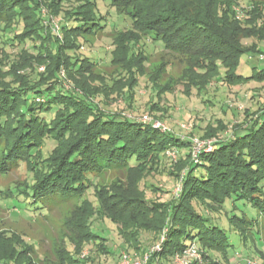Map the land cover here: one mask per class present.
Masks as SVG:
<instances>
[{
    "label": "trees",
    "instance_id": "1",
    "mask_svg": "<svg viewBox=\"0 0 264 264\" xmlns=\"http://www.w3.org/2000/svg\"><path fill=\"white\" fill-rule=\"evenodd\" d=\"M111 4L118 14L130 18L133 28L113 33L116 45L110 60L113 73H100L99 77H94L95 57H78L71 52L80 47L81 39L89 41L90 36L97 37L105 30L101 21L104 18L97 13V0H0V29L4 27L6 32H15L20 28L15 33V40L19 42L40 40V52L36 49L34 53L28 50L25 53H38L37 63H45L48 67L41 73L39 82L32 73H19L16 69L24 65V54L22 64L13 67L16 81L9 83L0 60V147L4 145L0 152V172L6 174L13 164L24 162L28 168L42 152L46 139L54 144L45 165L38 168L40 171L34 174L32 181L23 189L14 190V205L25 209L39 205V208L47 209L42 199L49 194H77L95 187L89 175L101 169L99 159L102 156L118 168L139 174L138 188L142 195L110 197L111 193L104 194L109 188H100L95 189V196L99 204L97 212L117 224L115 210L129 212L133 217L131 229L126 230L118 224L120 235L143 258L148 254L144 264H176L175 255L192 242L197 243L208 264H228V254L234 244L227 228L215 222L212 213L221 211L223 214L229 198L234 209H237L236 202L242 201L241 215L233 212L234 209L231 213L226 211L230 231L234 230L244 240L255 239L258 235L254 231L258 220L247 213L252 211L251 206L258 215H264V111L237 124L232 132H226L225 139L219 138L213 151L203 150L197 159H193V156L190 158L191 136L179 138L172 132H162L120 112L99 109L95 97L102 94L110 103L114 93L118 92L128 100V108H131L134 97L126 89L136 86L140 75L147 76L156 89L171 90L176 82L162 81L168 73L167 60L151 67V64L147 65L149 54L139 48L147 34L153 35L157 43L161 41L160 45L166 51L186 58L188 67L182 74L183 81H179L187 91L191 85L206 89L216 79L229 85L247 83L251 77L240 73L241 58L258 51L254 44L249 46L244 41L255 36L264 39V26L249 25V14L251 11L258 13L257 9L264 13V4L257 7L251 4L248 12L238 7V0H112ZM63 6L68 10L63 12V21L58 23L56 34L53 19L61 15ZM42 8L47 12L43 13ZM236 8L244 12V16L238 17ZM260 52L264 50L259 49ZM31 66L36 67L35 63ZM222 67L225 68L223 72ZM149 68L154 71L149 73ZM62 70L75 84L70 90L72 93H53L47 99L44 93L36 90L43 83L55 84L56 73ZM254 72V77L264 80V70ZM102 78L103 82L99 80ZM107 79H111L110 83ZM52 88L50 85L47 90L52 91ZM53 110L55 115L48 118ZM218 125L217 128L205 127L204 136L227 128L223 119ZM179 147L189 149L179 160L185 162L184 166L174 163L177 171L173 174L178 179L182 177L180 193L174 195L169 204L151 202L142 190V176L159 165L161 152ZM21 195L25 198L21 199ZM143 232H150L160 240V250H153L154 246L145 250ZM90 233L93 238L83 239L80 246L97 238L92 231ZM127 233L133 237L127 238ZM161 234L163 239H160ZM101 249L110 253L109 247L102 245ZM65 252L64 264H88L90 261V256L75 259L68 249ZM259 252L264 260V253ZM22 253L14 247L11 254L1 256V260L9 264H33L27 256L21 261ZM216 253H222V260L216 258ZM241 264L259 263L249 260Z\"/></svg>",
    "mask_w": 264,
    "mask_h": 264
},
{
    "label": "rangeland",
    "instance_id": "2",
    "mask_svg": "<svg viewBox=\"0 0 264 264\" xmlns=\"http://www.w3.org/2000/svg\"><path fill=\"white\" fill-rule=\"evenodd\" d=\"M111 1L97 0V4H99L97 13L104 18L101 21L105 24V30L98 33L97 37L90 36L89 41L81 39L80 47L71 52L78 57H95L94 61L97 66L94 77H99L100 73H113L110 63L112 53L116 47L112 39L113 33L118 30L125 31L133 28L130 18L125 14H118ZM238 1V7L244 12L251 9V4H255L256 7L264 4V0ZM66 6L61 7V15L53 19V22L57 25L63 21V12L68 10ZM257 10H259L258 13L250 12L248 20L249 25L256 28L264 26V13L260 9ZM42 12H47L46 8H42ZM246 16L248 15L246 14ZM57 25L54 24L53 29L56 34L59 31V25ZM19 30L20 28L15 32H6L4 27L0 29V60L3 61V71L8 74L6 82L14 83V80L16 81L13 67L15 64H22L21 57L24 54V65L19 66L16 70L19 73H32L33 78L39 82L41 73H45L48 67L45 63H37L38 60L35 58L38 53L27 54L25 50L34 53L37 49L40 52L42 42L38 39H26L22 42L15 40V33ZM152 36L147 34L143 37L139 48L149 54L150 62L147 65L151 64V67H156L163 60H167L169 63L168 73L164 75L162 81L165 83L171 79V81L176 82L174 86L170 88L171 90L156 89L146 76L140 75L136 86L127 87L126 89L134 97L131 101L133 103L131 108H128V100H124L118 92H115L110 103H107L108 99H105L102 94L95 97L99 109L111 113L120 112L122 115L135 119L148 115L166 124L170 130L169 132L179 138L184 136L190 138L191 136V138L196 137L199 139L218 137L225 139L226 132H232L237 124H243L264 111V80L253 75L254 70H264V60L259 58L261 55L259 49L264 50L263 38L259 36L248 37L244 41L249 46L254 44L258 51L257 53L249 52L241 58L239 71L241 74L251 77L250 81L245 84L229 85L221 79H216L206 89L191 85L190 91H187L186 86L180 82L183 81L182 74L188 67L186 58L182 59L180 55L166 51L160 45L161 41L157 43ZM42 52L44 53V51ZM32 63H35L36 67H32ZM32 68L36 70L33 71ZM224 69L222 67L221 71L223 72ZM147 71L151 73L154 68H149ZM201 73H204V71H201ZM65 75L63 70L57 72L55 84L45 85L43 83L38 85L36 90L42 94L44 93L47 99L53 93L64 95L72 93L70 90H73L75 84ZM99 80L103 82V78ZM110 81L111 79H107V83H110ZM24 83L27 84L28 82L24 81ZM50 85L53 87L52 91L47 90ZM165 86L166 84H164ZM31 96L32 94L29 95V97ZM54 111L47 117L54 116ZM222 119L224 123H227V128L224 131L212 136H204L205 127L217 128L219 127L218 121ZM51 141L46 139L42 152L38 153V156L28 168L24 162L19 165L13 164L11 171L6 174L0 172V264H9V262L1 260V256L10 255L14 247L23 252L20 255L21 261L27 256L33 264H64L63 260L66 257L65 251L67 249L72 252L75 259L84 258L85 255L86 257L90 256L88 264H142L145 257L143 258L142 254L137 253L133 247H129V244L120 235L118 226L119 224L126 230L131 229L133 217L129 215V212L121 213L122 211L115 210L114 215L118 218L117 224L110 217L97 212L99 204L95 196V189L100 188H109L104 194L107 196L111 193L110 197L118 194L142 195L139 193L138 188L139 174L128 169L118 168V166L109 163L105 157L101 156L99 159L101 169L89 175L92 180L91 183L96 184L95 187L91 186L86 191L77 194H49L43 199L41 198L47 209L39 208V205H31L26 209L14 205L13 197L16 196L14 190L23 189L25 185L27 186V183L32 181L34 174L40 171L38 168L45 165L44 162L53 149L54 144ZM3 146L2 144L0 152ZM172 149L174 148L161 152L159 165L150 171H146L142 176L141 186L144 195L156 204H169L175 195L174 190L182 178L178 179L173 174L177 171L174 163L180 165V167L184 166L185 162L179 160L180 157L183 158V155L187 154L189 149L177 148L178 160L176 161L169 155V151H172ZM192 155H190V158H192ZM20 198L24 199L25 197L21 195ZM116 204L120 205L119 202ZM146 204L152 205L150 202ZM236 204L237 209H234L233 201L229 198L223 207V214L220 213L221 211L212 213L215 215L214 221L218 222L221 227L227 228L230 239L234 244L231 253L228 254L230 255V263L228 264L248 263L249 260L264 264V260L261 258L262 254L259 252L261 250L264 253V215H258L257 210L249 206L252 211L247 214L258 220L254 228L258 235H255L256 240L252 237L245 240L241 239V235L239 236L234 230L230 231L229 219L226 215V211L231 213L233 209L236 214H242L243 202L237 201ZM198 210L203 213L201 209ZM90 231L97 238L80 246L83 239L93 238ZM164 231L165 229L162 234ZM127 234V238L133 237L131 234ZM162 234L160 239H162ZM142 241L145 250L158 245L160 242L150 232L142 233ZM187 242L190 243L191 241L188 240ZM102 245L109 247L110 253H105L101 249ZM76 250L81 251V253H76ZM124 254L129 255L130 260L125 261L121 256ZM215 256L219 260L223 258L222 253H216ZM191 264L208 263L202 256L201 260H193Z\"/></svg>",
    "mask_w": 264,
    "mask_h": 264
},
{
    "label": "built area",
    "instance_id": "3",
    "mask_svg": "<svg viewBox=\"0 0 264 264\" xmlns=\"http://www.w3.org/2000/svg\"><path fill=\"white\" fill-rule=\"evenodd\" d=\"M237 10V15L238 17H242L244 16V12H242L239 8H236ZM57 25V23H55ZM58 26V25H57ZM260 59L264 60V52H260ZM138 121L142 122V123H146V124H151L154 128H157L159 130H161L162 132H168L170 131L168 126L166 124H164L163 122L154 119L152 117H149L148 115H144L142 117H138L137 118ZM184 138V137H183ZM218 138H206V139H199L196 137H192L191 139L193 140L192 142V156L193 159H197L198 157V153L201 151H206V152H210L213 151L216 147V142L218 140H220ZM169 155L171 157H173V159L176 161L177 160V150L176 149H172V151H169ZM182 182L180 181L175 190H174V194L178 195L182 189ZM163 239V238H162ZM161 245L158 244L156 246L153 247V250H160ZM123 259L125 261L130 260L129 255L124 254L123 255ZM148 259V254L145 256L144 261L142 264H144L146 262V260ZM202 259V253L200 252V249L197 245V243L192 242L185 250H183L182 252H178L175 255V263L176 264H191L193 262V260L198 261Z\"/></svg>",
    "mask_w": 264,
    "mask_h": 264
},
{
    "label": "crops",
    "instance_id": "4",
    "mask_svg": "<svg viewBox=\"0 0 264 264\" xmlns=\"http://www.w3.org/2000/svg\"><path fill=\"white\" fill-rule=\"evenodd\" d=\"M176 54V53H175ZM147 77V76H146ZM148 78V77H147Z\"/></svg>",
    "mask_w": 264,
    "mask_h": 264
}]
</instances>
